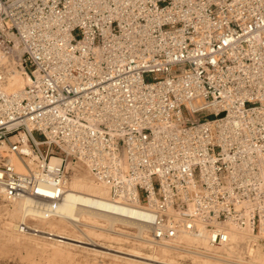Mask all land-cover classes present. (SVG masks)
Listing matches in <instances>:
<instances>
[{
	"label": "built area",
	"instance_id": "1",
	"mask_svg": "<svg viewBox=\"0 0 264 264\" xmlns=\"http://www.w3.org/2000/svg\"><path fill=\"white\" fill-rule=\"evenodd\" d=\"M81 170L155 246L264 241V0H0V196Z\"/></svg>",
	"mask_w": 264,
	"mask_h": 264
},
{
	"label": "bare ground",
	"instance_id": "2",
	"mask_svg": "<svg viewBox=\"0 0 264 264\" xmlns=\"http://www.w3.org/2000/svg\"><path fill=\"white\" fill-rule=\"evenodd\" d=\"M25 84L26 78L19 73H14L9 77L6 90H19ZM13 162L17 171L22 173L23 169L15 160ZM52 162L55 161L52 160ZM12 203L17 205L19 210L14 209L11 213L7 210L4 212L10 218V221H5V228L21 236H34L74 247L86 245L98 250L117 252L93 241L103 238L102 231L96 232L104 230L115 236H131L138 245L150 249L151 254H146V257L142 258L150 262L157 263L158 257L165 260L170 257L171 252L182 251L198 258V264H229L233 263L232 259L237 260L236 264H264V253H260L258 248L255 250L250 245L256 240L255 235L249 229H239L233 225L224 227L229 241L222 247L210 246L204 232L200 236L182 233L172 243L161 246L154 247L155 245L147 244L149 228L139 222V220L147 219L144 212L111 203L108 190L97 184L88 173L87 177H82L80 174L71 177L66 195L58 204L37 203L27 198L13 200ZM29 220H34L35 224L28 225L26 222ZM39 224L44 228H40ZM117 226L120 228H116ZM122 228L133 229L134 233L131 235L126 230L122 231ZM181 244L183 247L177 248ZM244 244L246 246H243ZM198 247H201L203 251ZM138 251L135 249L134 254L130 256L141 259ZM158 264L167 263L159 262Z\"/></svg>",
	"mask_w": 264,
	"mask_h": 264
},
{
	"label": "rangeland",
	"instance_id": "3",
	"mask_svg": "<svg viewBox=\"0 0 264 264\" xmlns=\"http://www.w3.org/2000/svg\"><path fill=\"white\" fill-rule=\"evenodd\" d=\"M77 174L82 175V177H87L86 171L81 170ZM14 209L19 210V207L14 205L12 201L9 203L5 202L0 196V264H158L159 262H164L167 264L199 263L198 258L193 257L190 253L182 252L181 250V252H171L169 254L170 257L165 258V260H162L158 257L157 263L146 261L142 258L146 257V254H151V250L138 245L137 242H134L131 236H115V234L98 229V232L96 233L102 231V235L104 237L97 238L93 241L117 252L100 249L98 250L86 245L74 247L69 244L43 240L34 236H21L16 234V232L7 230L5 228V221H10V218L7 217L4 212L7 210L11 213ZM18 217L19 214L17 213V218ZM52 222L58 223L57 221ZM26 223L28 225H33L35 224V221L29 220ZM39 226L40 228H44L43 225L39 224ZM116 228L119 229L120 227L117 226ZM125 230L130 232L131 235L134 233L133 229L122 228V231ZM105 237H108L109 239ZM146 243L154 246L148 241ZM180 247H183V244L177 248ZM198 248L203 251L201 247ZM253 248L255 250L258 248L260 253H264V241H256V246ZM135 249L139 250L137 253L141 259L130 256V254H134ZM235 260L236 259H232L233 263L229 264H236L237 260ZM212 261L216 262V260Z\"/></svg>",
	"mask_w": 264,
	"mask_h": 264
}]
</instances>
